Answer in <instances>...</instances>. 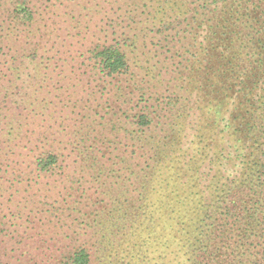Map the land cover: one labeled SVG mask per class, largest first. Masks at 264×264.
<instances>
[{"label": "trees", "instance_id": "1", "mask_svg": "<svg viewBox=\"0 0 264 264\" xmlns=\"http://www.w3.org/2000/svg\"><path fill=\"white\" fill-rule=\"evenodd\" d=\"M0 264H264V0H0Z\"/></svg>", "mask_w": 264, "mask_h": 264}]
</instances>
